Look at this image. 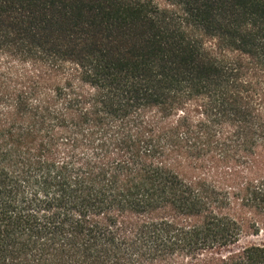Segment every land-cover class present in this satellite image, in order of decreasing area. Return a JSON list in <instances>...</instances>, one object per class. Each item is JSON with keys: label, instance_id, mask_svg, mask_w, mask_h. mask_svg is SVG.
<instances>
[{"label": "trees", "instance_id": "1", "mask_svg": "<svg viewBox=\"0 0 264 264\" xmlns=\"http://www.w3.org/2000/svg\"><path fill=\"white\" fill-rule=\"evenodd\" d=\"M264 0H0V264H264Z\"/></svg>", "mask_w": 264, "mask_h": 264}, {"label": "rangeland", "instance_id": "2", "mask_svg": "<svg viewBox=\"0 0 264 264\" xmlns=\"http://www.w3.org/2000/svg\"><path fill=\"white\" fill-rule=\"evenodd\" d=\"M264 238H261L260 236L259 237H253V238H250L248 240H245V241H242V242H259V241H262Z\"/></svg>", "mask_w": 264, "mask_h": 264}]
</instances>
